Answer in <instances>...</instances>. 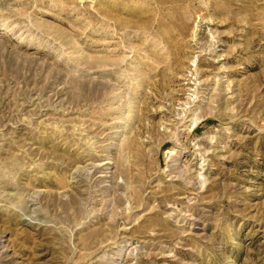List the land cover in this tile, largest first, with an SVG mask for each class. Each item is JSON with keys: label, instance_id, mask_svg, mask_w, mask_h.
<instances>
[{"label": "rangeland", "instance_id": "374dc122", "mask_svg": "<svg viewBox=\"0 0 264 264\" xmlns=\"http://www.w3.org/2000/svg\"><path fill=\"white\" fill-rule=\"evenodd\" d=\"M0 264H264V0H0Z\"/></svg>", "mask_w": 264, "mask_h": 264}]
</instances>
